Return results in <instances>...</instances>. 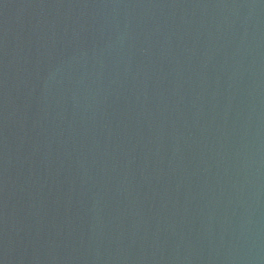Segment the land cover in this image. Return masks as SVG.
<instances>
[{
  "label": "water",
  "instance_id": "obj_1",
  "mask_svg": "<svg viewBox=\"0 0 264 264\" xmlns=\"http://www.w3.org/2000/svg\"><path fill=\"white\" fill-rule=\"evenodd\" d=\"M0 264H264V0H0Z\"/></svg>",
  "mask_w": 264,
  "mask_h": 264
}]
</instances>
